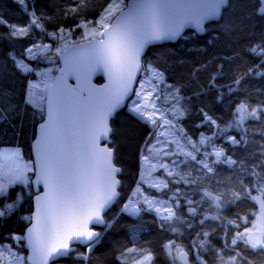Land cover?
<instances>
[{"label":"trees","instance_id":"obj_1","mask_svg":"<svg viewBox=\"0 0 264 264\" xmlns=\"http://www.w3.org/2000/svg\"><path fill=\"white\" fill-rule=\"evenodd\" d=\"M111 2L112 0H0V45L15 41L16 50L19 51L27 45L53 44L51 36H58L61 30H71V35L68 36L70 44L80 43L86 40L82 25L90 21L100 22L101 15ZM258 8L257 0H230L221 20L207 25L204 36L200 37L189 31L175 44H164L148 50L143 59L144 69L140 81L150 76L152 70L162 74L170 85L169 89L175 92V101L185 113L177 121L178 133L197 143L203 136L206 142L197 150L192 148L191 154L175 155L169 159L175 172L173 177H167V189L157 192L145 188L140 179L142 159L155 139V131L127 108L118 112L111 122L110 147L114 150L115 165L121 169L120 197L104 216L107 226L105 230H100L102 237L97 243L98 250L92 254L88 247L78 246L59 264H69V260L76 254L89 257L86 264H109L111 257H105L104 253L110 247L132 240L137 243L129 244V247L142 246L146 254L152 251L154 264H179L168 252V248L174 250L169 247V242H161L163 236L154 214L145 212L143 219L138 221L136 217L129 216L124 207L141 186L155 199L166 197L174 186L187 190L183 185L185 178H200L203 186L213 191L226 190L233 175L226 164L215 165L214 157H209L208 163L215 168V172L203 168L204 153H210L214 146H222L226 156L237 160L251 163L260 159V153L264 151V75L257 76L256 73L264 72V64L259 63L264 56H254L248 51L257 44L264 45V18L257 15ZM24 55L26 56V51ZM59 57L60 53L55 50L34 61V72L38 74L34 80H30L27 89V99L34 101V106L32 103L26 108L21 105L14 123L0 127V152L4 147L18 148L24 159L32 163L31 145L38 125L44 120L47 92L46 88L37 87L40 84L39 74L49 69L52 81L60 68ZM6 71L9 73L6 82L19 91L23 81L12 76L10 69ZM97 83L101 84L102 80L98 79ZM221 92L224 100L217 107L216 97ZM242 103L249 106V112L260 109V119L250 118L243 125L244 130L234 127L230 133L220 135V130L239 116L236 108ZM229 135L239 138L235 146L226 139ZM245 139L247 144L244 143ZM154 192L156 196H152ZM34 195L30 183L29 186L16 184L5 195L0 196V208L6 211L0 217V245L15 248L23 255L24 264H30L23 247V235L31 222ZM254 195L258 197L257 200L250 199L246 205H242L253 222L260 212L259 198H264L259 192ZM10 205V209H7ZM204 214L212 218L214 212L206 208ZM213 223L218 224L219 221L214 220ZM248 226L252 227V224ZM133 228L136 229L135 233ZM207 231L211 233L216 229L209 228ZM166 235H176L177 239L172 243L186 253L184 241L188 240L187 236L181 241L178 231H168ZM16 236L19 238L16 239ZM196 243L203 242L197 240ZM138 256L139 250L137 253H130L126 264H135ZM249 259L252 264H264V256L252 254ZM72 264H76V261L72 260Z\"/></svg>","mask_w":264,"mask_h":264},{"label":"water","instance_id":"obj_2","mask_svg":"<svg viewBox=\"0 0 264 264\" xmlns=\"http://www.w3.org/2000/svg\"><path fill=\"white\" fill-rule=\"evenodd\" d=\"M207 2L129 0L101 38L71 45L60 55L31 145L35 195L23 235L30 264H59L76 247L90 249L100 241L104 216L120 197L111 122L134 97L148 50L175 44L189 31L204 36L230 0L212 17L204 16ZM186 259L179 255V264Z\"/></svg>","mask_w":264,"mask_h":264},{"label":"snow or ice","instance_id":"obj_3","mask_svg":"<svg viewBox=\"0 0 264 264\" xmlns=\"http://www.w3.org/2000/svg\"><path fill=\"white\" fill-rule=\"evenodd\" d=\"M224 2L225 0H208L204 16H218L219 7ZM257 3L260 5L257 9L258 13H264V0H257ZM196 23L199 28L200 21ZM16 43L15 41L11 44L4 42L0 45V127L14 123L19 116L21 105L26 108L29 103H32L34 106V101L27 99V89L30 80H34L38 74L34 72L35 57L24 55L27 47L31 45L17 51ZM248 51L254 56H264V45L257 44ZM259 63L264 64V59H261ZM8 69L11 70L12 76L23 81L19 91L6 82L9 75L6 71ZM256 75L262 76L264 72H257ZM213 81L215 82V78ZM223 100L224 94L221 92L216 97L217 107ZM248 107L246 103L240 104L236 108L239 116L234 118V121L228 122L220 130V135L230 133L234 127L237 130H244L243 125L250 118L260 119L261 110L253 109L249 112ZM226 139L233 146L239 142L236 136L229 135ZM205 142L206 138L202 136L200 143L205 144ZM244 143L247 144L246 139ZM204 156L203 168L209 172H215V168L208 163L209 157H214L215 165L226 164L232 172L233 175L226 190L213 191L204 187L200 178H185L183 185L187 190L174 186L173 191L164 198H145L140 201L146 206L145 208H140L138 204L133 203L127 209V214L140 221L143 219V213H153L159 232L163 236L161 242L168 241L172 249L176 248V244L172 241L177 239V236H167L168 231L174 233L178 231V238L181 241H184L187 236L188 240L184 241L186 253L180 255L181 257L187 255L189 259L183 260V264H252L249 255L264 256V198H259L261 210L259 223L252 221L242 205H246L250 199L257 200L258 197L254 195L256 192L264 197V151H261L258 161L251 163L226 156L222 146H214L211 152H205ZM168 187L169 185L166 184L165 189ZM159 191L161 190L158 188L157 192ZM152 196H156V193H152ZM206 208L214 212L212 218L204 214ZM214 220L219 223H213ZM249 224H252V227H249ZM209 228H214L216 231L210 233L207 231ZM132 231L135 233L136 229L133 228ZM197 240L203 243H196ZM132 243L137 242L132 240L126 244L120 243L110 247L104 253L105 257H111L109 264H126L128 255L137 253L138 250L139 256L135 264H154L152 251L146 254L142 246L129 247ZM97 250L95 244L88 249L92 254ZM72 260H75L76 264H86L89 257L76 254L69 260V264H72Z\"/></svg>","mask_w":264,"mask_h":264},{"label":"rangeland","instance_id":"obj_4","mask_svg":"<svg viewBox=\"0 0 264 264\" xmlns=\"http://www.w3.org/2000/svg\"><path fill=\"white\" fill-rule=\"evenodd\" d=\"M128 1L112 0L101 15L99 23L108 27L110 22L127 8ZM82 27L84 28L86 40L102 36L89 24L84 23ZM70 31L61 30L58 36L52 35L51 38L54 41L52 51L50 49L51 52L48 51L46 54L53 53L56 50L61 55L69 46L74 45L69 43L70 39H68V36L71 35ZM52 81L49 69H45V71L39 74L40 84L37 87H44L48 91ZM169 86L162 74L156 70H152L150 76L144 77L139 81L135 95L127 105L128 111L147 123L155 131V139L148 146V153L142 159L140 179L142 186L156 191L158 188L160 190L165 189L167 177H173L175 167L169 161L170 158L180 154H191L192 148L197 150L203 145L200 141L197 143L190 139L187 140L182 134L178 133L177 121L185 113L182 107L175 101V92L169 89ZM192 156H194L193 153ZM33 172V164L24 159L20 149L13 147L2 148L0 152V196L5 195L9 188L16 184L29 186ZM142 186L136 190L133 199H130L126 203L124 207L126 212L133 203L138 204L142 208L141 206L145 205L140 203V201L145 198L155 199L149 196ZM10 207L11 205L7 209H10ZM5 214V209L0 208V217H3ZM260 215L261 210L255 223H259ZM18 238L16 236V239ZM168 252L177 262L179 255L183 253L179 247L173 251L168 248ZM0 264H24V257L15 248L9 245H0Z\"/></svg>","mask_w":264,"mask_h":264},{"label":"built area","instance_id":"obj_5","mask_svg":"<svg viewBox=\"0 0 264 264\" xmlns=\"http://www.w3.org/2000/svg\"><path fill=\"white\" fill-rule=\"evenodd\" d=\"M97 32L102 33L104 31V27L102 25L97 26ZM51 49V44H48L46 46H31L27 50V56H33L35 58L46 54V52L50 51Z\"/></svg>","mask_w":264,"mask_h":264}]
</instances>
